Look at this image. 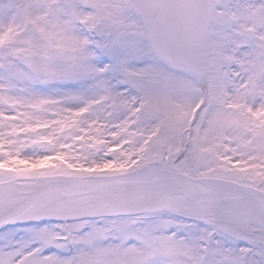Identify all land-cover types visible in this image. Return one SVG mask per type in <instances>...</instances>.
<instances>
[{
  "label": "snow or ice",
  "instance_id": "1",
  "mask_svg": "<svg viewBox=\"0 0 264 264\" xmlns=\"http://www.w3.org/2000/svg\"><path fill=\"white\" fill-rule=\"evenodd\" d=\"M0 264H264V0H0Z\"/></svg>",
  "mask_w": 264,
  "mask_h": 264
}]
</instances>
